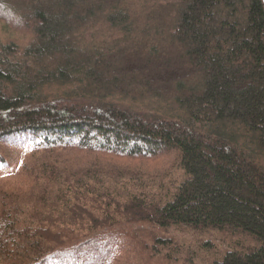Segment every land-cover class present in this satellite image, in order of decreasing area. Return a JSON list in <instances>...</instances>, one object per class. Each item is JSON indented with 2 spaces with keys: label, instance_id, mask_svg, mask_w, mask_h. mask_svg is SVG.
<instances>
[{
  "label": "trees",
  "instance_id": "obj_1",
  "mask_svg": "<svg viewBox=\"0 0 264 264\" xmlns=\"http://www.w3.org/2000/svg\"><path fill=\"white\" fill-rule=\"evenodd\" d=\"M10 147L0 264H264L263 0H0Z\"/></svg>",
  "mask_w": 264,
  "mask_h": 264
},
{
  "label": "rangeland",
  "instance_id": "obj_2",
  "mask_svg": "<svg viewBox=\"0 0 264 264\" xmlns=\"http://www.w3.org/2000/svg\"><path fill=\"white\" fill-rule=\"evenodd\" d=\"M17 148V147H16ZM28 149H15L14 148H6L5 153L7 156H9V159L7 160L9 166L1 168L0 167V184L10 183L12 179L20 175V170L22 168L23 163H25V159L29 158L27 155ZM131 164L133 165L132 168L136 169L134 165L138 164V162L131 161ZM160 165L156 164V161H150V162H144L142 163V171H146L150 173L149 177L155 178L157 176V171H159ZM142 173V172H141ZM147 179V178H146ZM181 240L184 243L183 237ZM186 245L193 246L196 243V240L192 236L186 237Z\"/></svg>",
  "mask_w": 264,
  "mask_h": 264
},
{
  "label": "water",
  "instance_id": "obj_3",
  "mask_svg": "<svg viewBox=\"0 0 264 264\" xmlns=\"http://www.w3.org/2000/svg\"><path fill=\"white\" fill-rule=\"evenodd\" d=\"M263 2H264V0H263Z\"/></svg>",
  "mask_w": 264,
  "mask_h": 264
}]
</instances>
